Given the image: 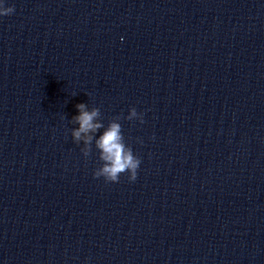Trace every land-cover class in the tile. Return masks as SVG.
I'll return each mask as SVG.
<instances>
[{
	"label": "clouds",
	"instance_id": "obj_1",
	"mask_svg": "<svg viewBox=\"0 0 264 264\" xmlns=\"http://www.w3.org/2000/svg\"><path fill=\"white\" fill-rule=\"evenodd\" d=\"M14 12V7L4 6L0 3V16H7ZM77 109L79 115L74 117V120L79 124V128L74 130L72 135L79 142L84 140L85 145H90L92 136L87 135L89 132H96L102 127L100 123H95L94 120L99 115L98 109L86 110V105L78 104ZM129 120L140 119L143 122L141 114H138L135 108H131L127 117ZM82 134H84L82 136ZM96 147L100 150V159L104 164L96 169L94 178L103 177L106 182H118L121 174L127 172L130 181H135L137 178V170L141 160L133 154L131 147L126 146L121 131V125L117 122H112L107 130L96 141ZM90 149L84 151V155L88 156Z\"/></svg>",
	"mask_w": 264,
	"mask_h": 264
}]
</instances>
